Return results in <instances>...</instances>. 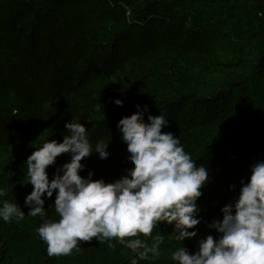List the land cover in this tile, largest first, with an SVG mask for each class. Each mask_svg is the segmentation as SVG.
I'll use <instances>...</instances> for the list:
<instances>
[{"label":"trees","instance_id":"16d2710c","mask_svg":"<svg viewBox=\"0 0 264 264\" xmlns=\"http://www.w3.org/2000/svg\"><path fill=\"white\" fill-rule=\"evenodd\" d=\"M261 12L264 0H0V206L16 203L26 215L0 220V264H130L135 254L126 245L113 241L110 252L95 238L50 257L37 232L42 218L28 216L24 205L33 186L23 182L28 156L47 140L62 142L72 120L85 124L93 146L110 142L109 157L83 159L80 175L126 176L132 166L116 125L137 105L153 116L163 112L162 132L179 137L209 170L197 200L201 223L190 229L198 237L176 241L173 226L160 223L152 233L164 237L159 256L139 264H165L181 247L195 254L199 239L218 238L207 225L222 220L220 209L238 198L250 166L264 160ZM70 159L57 157L49 179ZM55 195L44 197L54 221Z\"/></svg>","mask_w":264,"mask_h":264},{"label":"clouds","instance_id":"9594fccd","mask_svg":"<svg viewBox=\"0 0 264 264\" xmlns=\"http://www.w3.org/2000/svg\"><path fill=\"white\" fill-rule=\"evenodd\" d=\"M264 16V12L259 13ZM123 106V101L115 100ZM103 108L99 104L96 111ZM137 111L119 120L116 127L126 144L128 163L132 169L114 182L80 175L85 169L81 161L98 153L101 160L110 155V142L98 141L93 146L85 124L67 122V135L62 142L47 140L26 160L27 178L23 184L33 186L25 197L28 216L41 217L37 229L47 244L51 256L71 255L80 242L95 238L99 244L107 242V249L115 251L113 241L124 244L135 257L130 264H139L150 256H159L164 243L162 234L152 235L160 223L173 226L176 241L198 237L195 229L201 223L197 200L209 181V170L197 165L171 132H162L168 118ZM147 116L148 123H144ZM61 154H71L69 162L58 167L50 180L48 167L55 165ZM239 196L224 205L222 220L214 219L208 228L219 237L208 235L199 239L198 250L192 254L184 246L171 255L175 264H264V160L250 166L248 182L242 179ZM235 185L229 189L234 191ZM55 195L54 207L59 220L46 218L45 196ZM6 195L0 187V197ZM25 213L16 203L7 200L0 206V220L20 222ZM151 238V244L147 239ZM127 238V239H126Z\"/></svg>","mask_w":264,"mask_h":264},{"label":"rangeland","instance_id":"374dc122","mask_svg":"<svg viewBox=\"0 0 264 264\" xmlns=\"http://www.w3.org/2000/svg\"><path fill=\"white\" fill-rule=\"evenodd\" d=\"M229 76H231V73L230 72H227V73L224 74V79H225L226 84H228V82L230 80V77ZM213 92H215V91H213ZM165 264H175V262H173L172 260H169Z\"/></svg>","mask_w":264,"mask_h":264}]
</instances>
